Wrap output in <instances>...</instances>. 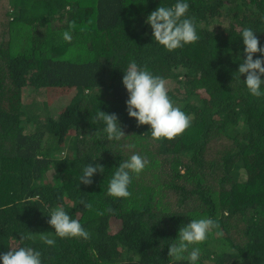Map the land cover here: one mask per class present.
<instances>
[{"label":"trees","instance_id":"obj_1","mask_svg":"<svg viewBox=\"0 0 264 264\" xmlns=\"http://www.w3.org/2000/svg\"><path fill=\"white\" fill-rule=\"evenodd\" d=\"M176 2L0 0V254L22 246L40 251L42 264H173L178 229L211 217L220 227L199 245L197 264H264V95L237 79L242 29L264 46V0H185L199 40L168 52L145 20ZM133 60L162 77L190 117L175 139L153 141L150 126L127 115L122 77ZM33 91L46 96L26 101ZM98 111L117 114L120 141L93 122ZM133 153L149 163L130 197L108 196ZM89 164L104 171L79 184ZM57 207L90 239L55 236L47 221Z\"/></svg>","mask_w":264,"mask_h":264},{"label":"clouds","instance_id":"obj_2","mask_svg":"<svg viewBox=\"0 0 264 264\" xmlns=\"http://www.w3.org/2000/svg\"><path fill=\"white\" fill-rule=\"evenodd\" d=\"M188 9L189 4L185 0H177L172 6H158L145 20V23L151 26L152 39L168 52L199 40L195 17L187 16ZM62 37L67 42L71 41L69 31H65ZM241 38L244 45V58L239 64L237 79L244 74L246 78L243 82L248 93L253 97H260L264 95L261 91V85L264 84V80L261 79L264 75V46H260L259 39L252 28L242 29ZM255 53H260V57L254 59ZM122 84L128 94L125 101L127 115L135 118L137 127L150 126V137L153 141L164 139L171 141L189 127L190 117L179 106H174L168 95L166 81L160 76L153 75L146 66L139 67L135 60L131 61L124 70ZM101 121L104 124L102 131L108 140L120 141L125 136L116 113L98 111L93 122ZM125 147L134 149L136 145L127 144ZM148 163L147 158L138 153H133L121 162L109 180L107 195L113 198L130 197L129 186L133 178L138 177ZM103 171L102 165H86L82 175L78 177L79 184L91 185L93 175ZM80 203L87 209L92 208V205L84 200ZM49 216L47 223L54 228L55 236L90 239V233L78 220L72 219L63 207L55 208ZM219 227V222L211 217L190 220L178 229L177 237L169 244L168 257L173 264L185 260L188 264H197L200 256L199 245L207 239V235L213 229H219ZM216 234L220 235L219 232ZM41 238L46 245H55L56 241L49 236ZM31 239L30 231L20 235L21 241ZM0 264H42L41 252L31 247L9 248V251L0 254Z\"/></svg>","mask_w":264,"mask_h":264},{"label":"rangeland","instance_id":"obj_3","mask_svg":"<svg viewBox=\"0 0 264 264\" xmlns=\"http://www.w3.org/2000/svg\"><path fill=\"white\" fill-rule=\"evenodd\" d=\"M39 91H41V90H39ZM25 96H26L25 100L28 101V102H30V101H32V100H37V99L42 100V99L46 96V94L43 92L42 94L37 93V94L35 95V94H34V91H33V92H31V93H27V92H25ZM55 103L57 104L58 101L56 100ZM55 103H54V104H55ZM51 105H52V103H51ZM52 175H53V174H52ZM52 175H51V176H52ZM51 176H50V177H51ZM53 177H54V176H53ZM53 177H51V179H52Z\"/></svg>","mask_w":264,"mask_h":264}]
</instances>
